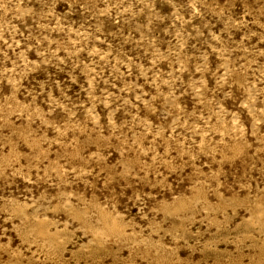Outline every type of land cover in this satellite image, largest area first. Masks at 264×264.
<instances>
[{"label": "rangeland", "instance_id": "374dc122", "mask_svg": "<svg viewBox=\"0 0 264 264\" xmlns=\"http://www.w3.org/2000/svg\"><path fill=\"white\" fill-rule=\"evenodd\" d=\"M0 264H264V0H0Z\"/></svg>", "mask_w": 264, "mask_h": 264}]
</instances>
